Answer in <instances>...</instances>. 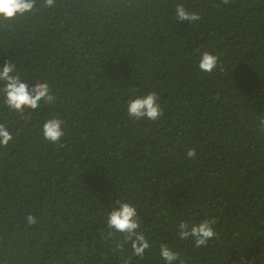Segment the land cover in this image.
Masks as SVG:
<instances>
[{
    "label": "trees",
    "instance_id": "obj_1",
    "mask_svg": "<svg viewBox=\"0 0 264 264\" xmlns=\"http://www.w3.org/2000/svg\"><path fill=\"white\" fill-rule=\"evenodd\" d=\"M178 3L201 19H174ZM205 50L223 70L200 71ZM5 61L57 100L25 122L0 96L13 135L0 147V264H166L161 243L186 264H264V0H57L0 21ZM133 87L159 94L158 121L128 116ZM52 116L66 121L62 148L42 135ZM118 198L137 208L143 259L104 238ZM207 217L218 238H179L180 221Z\"/></svg>",
    "mask_w": 264,
    "mask_h": 264
},
{
    "label": "clouds",
    "instance_id": "obj_2",
    "mask_svg": "<svg viewBox=\"0 0 264 264\" xmlns=\"http://www.w3.org/2000/svg\"><path fill=\"white\" fill-rule=\"evenodd\" d=\"M227 5L231 0H222ZM57 0H42V5L38 7V0H0V21L11 24L19 17L39 13L42 9L54 8ZM174 19L179 21H189L190 23L201 19L200 13L189 11L183 4L178 3L175 6ZM198 67L200 71L211 74L215 70H223L222 63L218 54H213L207 50L201 52ZM139 89L133 87L129 90L130 96L127 100V114L135 121L147 119L156 122L163 115V108L159 103V94L155 90L148 91L143 95H136ZM0 96L3 97V103L13 112L20 115L25 122L31 120V112L26 110H36L41 102L47 105L55 104L57 97L53 93L51 85L47 80L37 79L36 83L29 85L25 82L17 71L16 63L5 61L0 67ZM66 121L59 116L48 118L42 125L43 138L58 147H64L62 137L66 135ZM259 126L264 131V117L259 119ZM13 140V135L4 123H0V147H7ZM197 156L195 148H189L186 153L188 159H194ZM114 205L107 214L106 240L114 241L113 251L123 254L126 246L130 245L132 255L143 259L145 250L150 249L149 240L145 234L140 231L141 221L137 216V208L132 203L117 199L113 201ZM26 226L37 224V217L34 214L25 216ZM218 219L216 217H207L198 222L180 221L177 225V234L181 240H191L194 247L207 246L213 238H218L219 233L216 230ZM120 234V235H117ZM104 236V229L101 230ZM159 255L166 264H186L179 251H174L166 243L159 245ZM123 264H131V256L124 258L121 256Z\"/></svg>",
    "mask_w": 264,
    "mask_h": 264
}]
</instances>
